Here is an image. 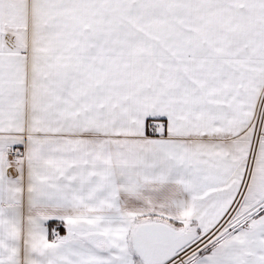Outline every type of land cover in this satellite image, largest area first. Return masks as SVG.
Masks as SVG:
<instances>
[{
	"label": "snow or ice",
	"instance_id": "snow-or-ice-1",
	"mask_svg": "<svg viewBox=\"0 0 264 264\" xmlns=\"http://www.w3.org/2000/svg\"><path fill=\"white\" fill-rule=\"evenodd\" d=\"M0 264H264V0H0Z\"/></svg>",
	"mask_w": 264,
	"mask_h": 264
}]
</instances>
